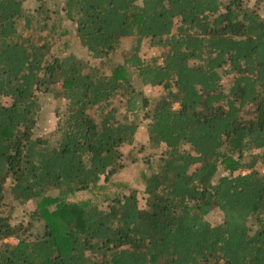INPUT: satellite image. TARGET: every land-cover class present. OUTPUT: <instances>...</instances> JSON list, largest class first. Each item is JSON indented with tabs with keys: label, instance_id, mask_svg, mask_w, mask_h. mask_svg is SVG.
Segmentation results:
<instances>
[{
	"label": "trees",
	"instance_id": "trees-1",
	"mask_svg": "<svg viewBox=\"0 0 264 264\" xmlns=\"http://www.w3.org/2000/svg\"><path fill=\"white\" fill-rule=\"evenodd\" d=\"M35 4L0 0V264H264V0Z\"/></svg>",
	"mask_w": 264,
	"mask_h": 264
},
{
	"label": "rangeland",
	"instance_id": "rangeland-1",
	"mask_svg": "<svg viewBox=\"0 0 264 264\" xmlns=\"http://www.w3.org/2000/svg\"><path fill=\"white\" fill-rule=\"evenodd\" d=\"M224 1V0H223ZM35 0H25V6L27 8H32L35 6ZM69 26V25H68ZM134 38H124L122 40L120 47H131ZM69 49L66 53H72L77 57L81 58L84 62H87L91 65L98 64L97 60L91 59L89 56L86 55L84 49H82L73 34L69 37ZM158 50L155 48L149 47L147 44L141 45L140 54L144 58L158 56ZM157 62H161V59H158ZM146 93L150 96L156 93L155 89L150 88L149 86L145 87ZM41 111H40V119L37 124V128L35 130V136H49V133L54 129L56 124V115L55 109L63 107V101L55 99L52 95H41ZM138 143H140L139 136L135 141H132V145L128 143H124L122 145V151L129 156V154H137L138 151ZM242 173H246V171H241ZM261 172H264V169H261ZM30 209V206L27 207V210ZM23 213L22 211H18L17 214L20 215ZM221 218V213L219 211H212L208 216L207 220L215 224Z\"/></svg>",
	"mask_w": 264,
	"mask_h": 264
}]
</instances>
